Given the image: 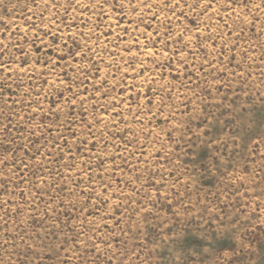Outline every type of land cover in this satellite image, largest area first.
<instances>
[{"label": "rangeland", "instance_id": "obj_1", "mask_svg": "<svg viewBox=\"0 0 264 264\" xmlns=\"http://www.w3.org/2000/svg\"><path fill=\"white\" fill-rule=\"evenodd\" d=\"M212 247L264 264V0H0V264Z\"/></svg>", "mask_w": 264, "mask_h": 264}, {"label": "crops", "instance_id": "obj_2", "mask_svg": "<svg viewBox=\"0 0 264 264\" xmlns=\"http://www.w3.org/2000/svg\"><path fill=\"white\" fill-rule=\"evenodd\" d=\"M208 249V252L211 251L212 253V257H211V262L212 264H219V259H218V255L222 252L221 250H219L218 248H207ZM207 249H204V248H199L198 250L202 251L201 253L204 254V250H207ZM225 253H229L230 254V258L228 259V262L227 264H253L250 257H248V255H243L244 256V260L242 261L238 256L239 254L237 253H233V251L231 249L229 250H223ZM227 251H231V252H227ZM200 253V254H201ZM215 253V254H214ZM236 254V255H235ZM245 256L247 258H245ZM249 258V259H248ZM217 261V263H216ZM201 264H205V263H201Z\"/></svg>", "mask_w": 264, "mask_h": 264}]
</instances>
